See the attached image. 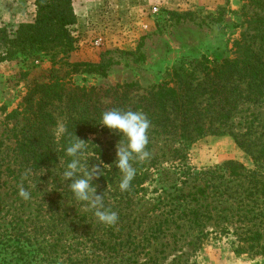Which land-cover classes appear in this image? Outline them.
<instances>
[{
  "label": "rangeland",
  "instance_id": "obj_1",
  "mask_svg": "<svg viewBox=\"0 0 264 264\" xmlns=\"http://www.w3.org/2000/svg\"><path fill=\"white\" fill-rule=\"evenodd\" d=\"M73 6L77 22L71 26L72 47L16 50L0 63V264H264V237L244 239L259 229L255 212L247 215L241 207L234 211L233 194L219 198L196 192L213 176L205 172L234 160L251 172L236 180L225 175L220 181L224 188L237 185V197H244L245 203L259 196L244 189L254 187L250 179L264 174V164L252 173L257 170L253 159L232 134L208 133L182 145V151L166 150L147 178L141 183L132 180L126 191L119 188L122 174L114 164L116 134L104 128L89 135L81 163L86 170L102 163V176L91 185L103 194L105 207L118 215L113 228L94 227V212L85 202L75 201L69 182L63 180L64 160L37 170L23 164L15 149L23 119L8 117L33 81L44 80L49 70L76 85L137 83L139 93L145 94L171 80L178 64L192 68L195 60L234 58L238 42L257 47L264 58V0H75ZM0 21L1 26L17 27ZM258 22L262 28L257 29ZM100 62L107 65L104 73L86 70L85 64ZM239 116L237 122L245 126L253 118L254 128L264 131V100ZM62 119L57 134L63 129ZM95 138L98 141L90 144ZM96 146L103 154L94 150ZM106 157L112 159L110 164H104ZM81 176L83 172L77 178ZM20 186L30 192V199L19 196ZM199 203L197 225L190 219ZM218 216L223 217V228L216 225ZM100 235L102 243L97 242ZM106 238L113 242L108 244Z\"/></svg>",
  "mask_w": 264,
  "mask_h": 264
},
{
  "label": "trees",
  "instance_id": "obj_2",
  "mask_svg": "<svg viewBox=\"0 0 264 264\" xmlns=\"http://www.w3.org/2000/svg\"><path fill=\"white\" fill-rule=\"evenodd\" d=\"M73 2L74 0H35L36 16L33 21L21 22L16 28L7 24L0 26V63L8 60L16 50L30 53L44 51L51 45L64 44L72 47L75 38L71 26L77 22ZM186 14H180L179 17ZM258 24L262 23H256L257 29L262 28ZM237 45L239 54L234 58L213 63L208 59L195 60L192 68L178 64L171 72V80L151 87L145 94L139 93L137 83L116 84L111 87L76 85L65 81L56 70H49L43 75L44 80L33 81L21 104L8 115L9 118L23 119L21 128L15 135L18 157L23 164L34 170L56 166L62 160L68 164L73 158L67 156L66 148L76 136L90 142L89 135L108 130L99 124L101 114L120 109L142 112L150 121L146 147L149 157L143 161H131L132 167L139 171L133 182H143L148 176L147 171L165 155L166 150L182 151V145H191L208 133L232 134L236 142L250 154L257 168L252 173L256 174L264 164V131L254 128L253 118L245 126L244 122H237V119L244 110L261 104L264 100V58L257 47L241 45L240 42ZM85 65L89 72L104 73L107 70L104 62ZM60 117H63V129L57 134L55 129L59 126ZM115 134L120 140L119 134ZM96 141L98 138L90 144ZM94 150L103 154L101 147L96 146ZM153 150H156L155 154ZM110 162L112 159L109 157L104 159V164ZM144 167L146 168L143 170ZM246 172L251 171L242 163L229 160L205 172L204 175L207 173L216 176L206 181L209 184L198 187L196 192L203 197L208 193L209 196L219 195V198L223 195L229 198L233 194L230 205H237L234 211H240L241 207L246 210L247 215L255 212V220L258 221L255 225H259V229L250 231V235L244 239L260 241L264 237L260 231L264 226V200L259 201L264 197V174L252 177L250 181L256 184L244 189L248 194L259 195L253 203H245L244 197H237V185L224 188V184L220 182L225 175L236 180L245 177ZM233 187L236 188L232 190ZM210 188L212 191L209 193ZM192 195L199 202L200 196L195 192ZM201 207L199 203L191 209L195 215L190 222L200 224ZM222 218L218 216L215 222L223 228L225 223L221 221ZM170 220L167 219L168 222ZM95 221L98 222L97 219ZM95 221L90 226L101 227L102 223L95 224ZM108 234L109 231L105 235L108 237ZM242 234L241 231L239 237ZM102 236L104 235L99 236L101 239L97 242L102 243ZM105 241L108 244L113 242L107 238Z\"/></svg>",
  "mask_w": 264,
  "mask_h": 264
},
{
  "label": "clouds",
  "instance_id": "obj_3",
  "mask_svg": "<svg viewBox=\"0 0 264 264\" xmlns=\"http://www.w3.org/2000/svg\"><path fill=\"white\" fill-rule=\"evenodd\" d=\"M99 124L120 136L116 146L114 164L122 174L119 188L121 191H126L136 175V169L132 167L130 161L133 159L143 161L149 157L146 147L148 145L147 133L150 121L142 112L113 109L101 114ZM121 138L125 143H121ZM87 142L76 136V139L66 148L67 156L73 159L63 171V180L69 182L68 188L75 201L85 202L86 207L94 212L98 222L106 226H113L118 221L117 213L105 207L103 194H97V188H93L91 185L94 179L102 176V163L92 167L89 166L87 170L81 163ZM80 172H83V176L77 178ZM25 178H27V174ZM19 196L28 200L30 199V192L20 186Z\"/></svg>",
  "mask_w": 264,
  "mask_h": 264
},
{
  "label": "crops",
  "instance_id": "obj_4",
  "mask_svg": "<svg viewBox=\"0 0 264 264\" xmlns=\"http://www.w3.org/2000/svg\"><path fill=\"white\" fill-rule=\"evenodd\" d=\"M75 1V0H74ZM35 0H0V20L5 22H30L35 19L36 5ZM0 21V26H1Z\"/></svg>",
  "mask_w": 264,
  "mask_h": 264
},
{
  "label": "built area",
  "instance_id": "obj_5",
  "mask_svg": "<svg viewBox=\"0 0 264 264\" xmlns=\"http://www.w3.org/2000/svg\"><path fill=\"white\" fill-rule=\"evenodd\" d=\"M96 44H97V45H100V44H101V41H100V39H99V40H97Z\"/></svg>",
  "mask_w": 264,
  "mask_h": 264
}]
</instances>
